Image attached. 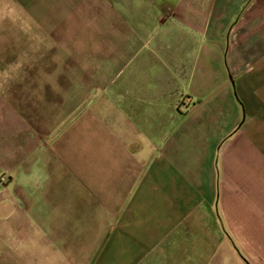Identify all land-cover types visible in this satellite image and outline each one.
<instances>
[{
    "label": "crops",
    "instance_id": "1",
    "mask_svg": "<svg viewBox=\"0 0 264 264\" xmlns=\"http://www.w3.org/2000/svg\"><path fill=\"white\" fill-rule=\"evenodd\" d=\"M1 177L0 264H264V0H0Z\"/></svg>",
    "mask_w": 264,
    "mask_h": 264
},
{
    "label": "rangeland",
    "instance_id": "2",
    "mask_svg": "<svg viewBox=\"0 0 264 264\" xmlns=\"http://www.w3.org/2000/svg\"><path fill=\"white\" fill-rule=\"evenodd\" d=\"M216 215H217V217H219L217 214V211H216ZM224 231H225V229H224ZM225 233H226V231H225ZM220 241H222V240H220ZM217 243H218V241L216 240V243H215L216 246H217ZM229 244L232 247V251H234L233 256L230 254H227V252H226L225 255L220 256V257H216L215 264H245L246 262L247 263L249 262L248 259H246L245 257H243V255L240 254V252L238 250V244L237 243L231 242ZM223 247H225V251H226V247H228V243L226 241H225L224 245L219 246V249L224 250ZM235 251H236V253H235ZM212 261H213V257L210 258L211 263H212ZM200 264H202V262H200Z\"/></svg>",
    "mask_w": 264,
    "mask_h": 264
},
{
    "label": "built area",
    "instance_id": "3",
    "mask_svg": "<svg viewBox=\"0 0 264 264\" xmlns=\"http://www.w3.org/2000/svg\"><path fill=\"white\" fill-rule=\"evenodd\" d=\"M0 182H4V178L3 177L0 178Z\"/></svg>",
    "mask_w": 264,
    "mask_h": 264
}]
</instances>
